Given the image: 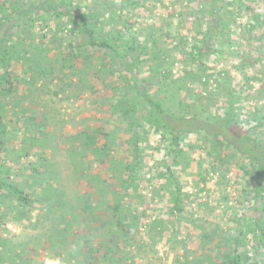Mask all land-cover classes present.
Wrapping results in <instances>:
<instances>
[{"label":"rangeland","instance_id":"374dc122","mask_svg":"<svg viewBox=\"0 0 264 264\" xmlns=\"http://www.w3.org/2000/svg\"><path fill=\"white\" fill-rule=\"evenodd\" d=\"M137 2L52 0V7L88 15L98 32L118 35L116 44L155 38L163 68L150 71L157 66L152 59L139 68L150 94L170 97L183 81V52L204 32L195 30L196 18L208 10L195 0ZM48 8L32 14L36 20L13 29L10 37L22 51L49 43L54 49L46 56L54 72L38 73L27 54L12 61L8 84L0 67L7 129L1 136L0 177L29 196L24 203L12 188H0L1 264H45L50 255L63 264H228L233 240L245 264H264V243L255 227L263 215L252 196L254 166L233 149H218L203 131L185 134L178 154L171 137L148 123L135 126L133 138L128 120L114 109L117 74L106 80L94 75L97 53L90 52L85 73L61 71L67 44L80 36L66 16L44 20L45 11L54 13ZM222 9L224 26L205 76L209 95L215 96L203 111L198 93L206 95L204 86L188 80L179 96L185 101L175 96L170 105L179 115L191 105L200 117L220 116L230 89L241 125L264 130V0H226ZM74 63L81 65L79 58ZM87 81L94 86H84ZM134 155L135 183L122 200L126 230L111 234L116 219L108 205L121 192L118 184ZM175 194L181 199L177 209Z\"/></svg>","mask_w":264,"mask_h":264},{"label":"trees","instance_id":"16d2710c","mask_svg":"<svg viewBox=\"0 0 264 264\" xmlns=\"http://www.w3.org/2000/svg\"><path fill=\"white\" fill-rule=\"evenodd\" d=\"M0 0V67L3 68L7 75V83H10V69L11 63L14 60H19L24 56L28 61L35 64L36 71L43 75H48L54 72V65L48 64L46 56L50 51L54 49L49 43L42 47H34V50H28L27 46L22 49H18L15 43L10 37L12 30L21 26L22 24H28L35 21V17L32 14L39 13L43 10L44 5L49 4L53 11V15H46L47 11H43V19L61 18L67 17V22L72 24L74 30H76L80 36L77 42L71 41L67 44L66 48L70 49V52L63 56V62L59 66L61 71L64 68L77 69V75L80 72L85 73V65L91 59L90 52L97 53L94 75L97 78L106 80L108 76H114L120 79L118 83L113 84L112 87L119 90L116 102L114 103L115 112L120 113L125 119L128 120L130 128L132 130V137L138 133L136 127L143 122L148 123L152 128L156 130H164V132L171 137L175 144L173 152L179 153L181 148V138L187 134L196 131H203L209 137L215 139L217 148L221 151L225 148L233 149L238 152L241 157L254 166V179L256 186L254 188L252 196L256 199L257 204L262 207L263 215L260 219H255V227L259 230L260 242L264 243V130L255 125L251 127L242 126L240 119L236 111L235 92L228 89V98L226 100V109L220 116L208 118L200 117L199 112H194L191 105L188 106L187 111L179 115L170 105V99H175V96L179 98V101H185L179 97L181 90H183L188 83V80L192 82H199L204 86V92L198 93V97L203 98L202 103H198V106L204 111L206 105H210V100L215 96V93L209 95V87H207L208 81L205 76L208 69L207 60L216 52L214 48V39L221 33V27L224 26L221 17V11L223 10V3L226 0H195L196 3L204 4L207 13L203 12L202 17L196 18L197 26L196 31L200 28H204V32L200 39H196L189 51H184L183 55L186 56L185 72L183 75V81L178 83V89L170 97H162L158 99L150 94L146 78L140 71V66L144 60H155L157 66L150 67V71L158 72L160 67L163 68L162 61H160V53L156 52L153 48L157 45L155 38L148 39L146 42H139L133 40L130 43L119 42L116 44L117 36L113 32H98L93 27L92 21L88 15L75 10L73 7H67L63 10L55 9L52 7V0H39L40 3H36V0ZM38 1V2H39ZM153 2V0H138L137 4H145L146 2ZM155 3L163 0H154ZM193 0H188L191 2ZM62 4V3H60ZM250 7V5H248ZM204 7L200 10H205ZM191 12V11H190ZM190 14V13H189ZM55 16V17H54ZM191 16V15H190ZM121 32V31H119ZM118 34V33H117ZM150 36V35H149ZM185 41V38H183ZM36 42L33 38L31 45ZM43 42V41H42ZM187 44L186 42H184ZM126 44V45H124ZM184 50V49H182ZM61 51V49H60ZM24 53V54H23ZM62 53V51H61ZM153 53V55H151ZM28 54V55H27ZM150 54V55H149ZM149 55V56H146ZM146 56V57H144ZM95 57V56H94ZM79 58L81 65H76L74 60ZM47 62V63H45ZM79 66L78 68H76ZM72 73V72H71ZM81 73V74H82ZM180 79V78H179ZM85 81L82 77L79 81ZM170 83H174L170 80ZM87 88H92L94 83L87 81L84 83ZM83 89L78 88V92ZM6 92V87L0 85V94ZM206 96V97H203ZM209 100V102H208ZM189 112V113H188ZM190 114V115H187ZM262 126V124H260ZM7 133L5 128L3 113L0 110V145L1 136ZM95 144L96 136L91 135ZM90 143V144H91ZM177 155H175L176 157ZM137 174V161L134 155V159L130 164L126 177H124L120 183L121 192L119 195H115L113 203L108 205V210L114 214L115 223L110 229L111 234L117 232H123L126 230V225L122 223V200L124 196L128 195L130 189L134 186L135 177ZM172 182H176V178L173 174L170 175ZM175 180V181H173ZM0 188H9L15 192L19 199L28 202L29 196L25 194V191L15 185L9 183L6 178L0 177ZM173 208H179L181 199L178 194H175L173 199ZM115 227V228H114ZM118 230V231H117ZM110 249L111 245L106 244ZM238 242L232 241V256L228 260V264H245L242 253L238 250ZM117 247V246H116ZM1 264V262H0Z\"/></svg>","mask_w":264,"mask_h":264},{"label":"clouds","instance_id":"9594fccd","mask_svg":"<svg viewBox=\"0 0 264 264\" xmlns=\"http://www.w3.org/2000/svg\"><path fill=\"white\" fill-rule=\"evenodd\" d=\"M45 264H63V260L61 257L50 255L46 257Z\"/></svg>","mask_w":264,"mask_h":264}]
</instances>
